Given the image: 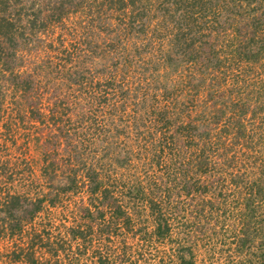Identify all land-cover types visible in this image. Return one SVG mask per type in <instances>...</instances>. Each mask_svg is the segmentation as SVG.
I'll list each match as a JSON object with an SVG mask.
<instances>
[{
	"label": "trees",
	"instance_id": "16d2710c",
	"mask_svg": "<svg viewBox=\"0 0 264 264\" xmlns=\"http://www.w3.org/2000/svg\"><path fill=\"white\" fill-rule=\"evenodd\" d=\"M31 2L39 22L35 33L23 22V8L16 14L17 1L0 2V179L13 182L26 168L33 180L36 169L12 147V136L29 121L28 140L40 154V186L54 184L48 195L0 197V257L35 260L39 254L23 243L25 225L34 223L45 202L55 206L60 196L81 194L92 195L85 208L93 220L82 217L69 227V249L56 264H73L67 255L79 259L96 242L91 255L98 264H111L120 254L114 236L142 212L154 222L152 238L169 240L176 226L167 252L171 264H193L202 233L189 239L190 230L198 223L228 226L230 212L240 222L238 233L252 228L253 241L258 237L264 248L262 228L249 226L259 216L264 223V73L250 77L248 70L264 54V0H242L218 39L199 27L226 11L227 0ZM71 13L77 17L68 25ZM150 14L162 25L174 23L172 35L183 37L178 49L173 38L165 51L158 46L163 39L146 25ZM19 17L22 25L14 23ZM56 22L59 33L49 26ZM229 63L237 69H228ZM122 158L145 166L133 195L105 175ZM19 197L25 202L14 200ZM78 203L85 205L83 196ZM239 244L254 246L244 238Z\"/></svg>",
	"mask_w": 264,
	"mask_h": 264
},
{
	"label": "rangeland",
	"instance_id": "374dc122",
	"mask_svg": "<svg viewBox=\"0 0 264 264\" xmlns=\"http://www.w3.org/2000/svg\"><path fill=\"white\" fill-rule=\"evenodd\" d=\"M5 1V0H0V2ZM14 2V0H12ZM17 1V6H18V11L20 15V11L23 8V18H24V23L28 25L31 29L32 32H36L38 30V24H35V22L38 20L34 18V14L37 13V8L36 5L32 4L31 0L27 3V0H15ZM227 7L228 9L226 11H222L221 14H219L217 17L214 15H210V18H206L205 20V26L199 27V33H204V32H209V34L213 35V37L221 38L222 32L221 29L224 24H228L226 21H232L231 18H234L236 16V11L240 9V6L242 5V0H227ZM246 1V0H245ZM249 0H247L248 2ZM237 2V3H236ZM27 3V4H26ZM131 12V11H130ZM131 14L138 15L134 12H131ZM139 16V15H138ZM157 16V15H155ZM77 17L76 13H71L69 18L67 19V24L70 25V21L75 20ZM148 17H151V19H146L147 24L149 27H151V32L154 33L153 37L158 39L161 35L163 41H160L158 46L162 44L163 51H165L164 48L168 47V44L172 42L173 40L180 41L183 39L181 36L180 32L177 31L176 34L173 36L172 34L175 33L176 29H174L173 22L169 19V21L166 24L162 25V22L156 21L158 18L153 17L152 14L148 15ZM27 20V22H26ZM14 23L17 25H22L20 17L19 19H15ZM39 23V22H38ZM31 24V26H30ZM27 26V27H28ZM50 28L53 31H56V33L60 32V25L56 22L55 25H49ZM65 33H67L64 29H62ZM170 30V31H168ZM50 31V30H49ZM157 31H161L160 35L157 34ZM213 31H216L217 34H214ZM219 31V32H218ZM33 33L31 34V36ZM30 36V37H31ZM173 36V37H172ZM190 35L184 37L188 40V37ZM160 37V38H161ZM77 38H73L72 41H76ZM132 39V37H131ZM175 40V41H176ZM170 41V42H169ZM176 42V43H177ZM155 43H158L155 41ZM175 43V49L179 48V42L178 44ZM195 43H196V38H195ZM82 46H85L82 42H80ZM71 45H76L74 43H71ZM264 45V42H263ZM157 46V45H156ZM239 47H236V51ZM264 50V46L262 47ZM161 50V49H160ZM244 56L245 54L242 53ZM238 56V55H237ZM235 56L233 59L238 60V64L242 62L241 58ZM247 56V55H246ZM173 59V58H172ZM177 60V59H176ZM234 60V62H235ZM177 61H174L172 64H166L168 67L171 65H175ZM253 63H248L250 67L248 68L249 70V75L250 77L254 75L255 71L262 72L264 73V54L261 56L260 60L258 61H253ZM245 64V63H244ZM228 69H231L232 71H235L234 69H237L230 63L227 64ZM243 68H238V71H240ZM161 70V69H159ZM231 76V75H229ZM132 78H129V80ZM175 79V78H173ZM62 94L66 95L67 91L63 90L61 92ZM23 109V107H22ZM248 116L247 118L251 119V117H254L252 115L251 110L247 113ZM25 122V120H24ZM29 121L25 123V125L20 127L17 131L18 133L15 136H12L15 141L13 142L14 145L12 146L14 148V151L16 154L23 156L22 158L28 160L31 165L36 169L34 174H33V180H30V177H27V172L28 170L25 168V171L23 170V174L20 173L17 176H15L11 182L10 180L5 178V182H3V179H0V187H4L3 193L0 195V197L5 196V198L11 199L13 196L17 194L21 195H27V196H35L39 194L42 196L43 194L50 193L53 188L54 182L48 181V186L49 187H41L40 182L43 180L40 173H39V165L41 164L40 159V154L34 148L32 143L28 140V134L30 125ZM35 135V134H34ZM259 134L252 132V141L254 143H257L259 141ZM243 141V140H242ZM91 161V160H88ZM131 163L135 162L134 165L132 166L129 161H127L126 158H122L121 162L122 164H118L119 167H109L106 168L107 174L109 178H116L115 182L117 184H120L121 186H124V188L129 190L131 194L133 195L136 187H137V181H143L142 179L145 176V172L142 166L138 167V160L131 159ZM93 162V161H91ZM97 165V163H96ZM132 166V167H131ZM114 168L115 172H112L111 170ZM110 172L112 173H109ZM109 173V174H108ZM159 173V172H157ZM3 195V196H2ZM48 195V194H47ZM11 196V198H9ZM18 196V195H17ZM81 196H83V199L85 200V205H80L81 203L75 204L76 202L81 201ZM55 198V196H53ZM92 195H76L73 198H70L67 195L61 196L59 198H56L54 201H56L57 204L53 206L50 202H45V204L42 206V210L39 212V215L35 218L34 223L30 222V224H26L24 227V233H23V243L25 246L29 247H34V251L38 253L39 255L35 256V260L32 256L29 255V258L25 257H20V254L18 255L17 260L9 261L6 257L2 256L0 257V264H56V261L54 259H57V256L60 258L59 260L62 261L63 257H65L66 250L64 249H69L70 245V239L71 238V233H70V228L71 226L76 225L78 222H82L83 219L85 218L83 222H91L93 220V217L91 214H88L89 212L86 211V201L92 200ZM126 198V197H125ZM47 199V196L45 198V201ZM18 203H24V199L19 197L14 199ZM99 201V200H97ZM94 203V202H92ZM95 204V203H94ZM93 204V205H94ZM103 204V203H102ZM91 205V204H90ZM82 206L84 208H82ZM100 210L103 207L101 204L96 205ZM115 207L112 206L111 209L114 210ZM108 210V207H107ZM112 211V210H110ZM90 212H93L95 215H98V210L97 208H91ZM234 212H230L228 215V226L222 227L220 225H213V226H208V225H198L196 226V231L194 230L195 228L191 229L190 237L189 239H194V237L199 236V233H202L201 239L198 240V244L195 246V258L193 264H264V248L260 247L259 240L256 242L257 238L254 237L253 241V236H254V230L252 228L247 229V234H241L238 233L239 227H240V222L238 218L236 217ZM84 217V218H82ZM152 217L149 215L147 217L146 213L142 212L138 218H135V221H133L130 225H127L126 228H120L119 229V234L117 236H114L115 243L120 244V251L118 257H125L127 262L129 264H168L171 262L168 261V247L170 245L171 238H175V232H176V226L171 227V238L169 240H157L152 238L153 236V227H154V222L151 221ZM262 217L259 216L255 223L249 224L253 226V228H262V233L264 237V223L262 222ZM189 225L187 226V229H190ZM237 228V229H236ZM125 231H124V230ZM126 230L128 232H126ZM153 230V231H152ZM28 231H31L32 234L28 236ZM39 233L40 238L37 236ZM62 234V235H61ZM57 235V237L55 236ZM260 235V234H258ZM257 235V236H258ZM240 236V237H237ZM178 237V234L176 235ZM181 237V236H180ZM250 239L253 247L249 248L247 246L240 245V239ZM179 239V238H178ZM73 241V246H71V249L77 248L75 246L74 240ZM66 246H61L65 245ZM98 242L95 243L97 246ZM177 241H174L172 243L173 246H176ZM2 245V243H0ZM6 245V244H5ZM60 249V252L58 253L53 252V247L57 246ZM240 245V246H239ZM257 245V247H256ZM92 246L89 248L88 253L83 250L84 246H81L79 250H83L82 252H79L78 250H75L76 252L78 251L80 254L79 259L74 257V254H69L67 255L66 259L70 256L72 259L73 264H98L97 259L93 257L92 251L94 247ZM104 250V249H103ZM9 252L10 249H7ZM29 253V252H28ZM54 254V255H50ZM118 257L115 259L111 260V264H127L126 263H121L118 261ZM186 257V256H185ZM32 258V259H31ZM29 260V261H27ZM26 261V262H22ZM64 261V260H63ZM186 261H189L188 257H186ZM36 262V263H35ZM57 264L58 263L57 261Z\"/></svg>",
	"mask_w": 264,
	"mask_h": 264
}]
</instances>
